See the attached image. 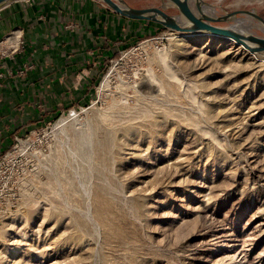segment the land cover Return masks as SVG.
<instances>
[{"label": "rangeland", "instance_id": "obj_1", "mask_svg": "<svg viewBox=\"0 0 264 264\" xmlns=\"http://www.w3.org/2000/svg\"><path fill=\"white\" fill-rule=\"evenodd\" d=\"M204 1L264 18V0ZM171 33L120 51L67 109L18 120L0 264H264V61Z\"/></svg>", "mask_w": 264, "mask_h": 264}, {"label": "crops", "instance_id": "obj_2", "mask_svg": "<svg viewBox=\"0 0 264 264\" xmlns=\"http://www.w3.org/2000/svg\"><path fill=\"white\" fill-rule=\"evenodd\" d=\"M126 1L133 7L159 4ZM161 28L122 17L99 0H25L0 11L1 48L15 33L21 42L14 55L0 58V154L12 144L18 120L74 103L103 68L108 50Z\"/></svg>", "mask_w": 264, "mask_h": 264}, {"label": "water", "instance_id": "obj_3", "mask_svg": "<svg viewBox=\"0 0 264 264\" xmlns=\"http://www.w3.org/2000/svg\"><path fill=\"white\" fill-rule=\"evenodd\" d=\"M25 0H0V11L11 4ZM116 14L131 20L152 22L171 32L193 35H217L233 40L256 58L264 61V36L253 29L264 32V18L256 10L224 12L218 16L213 6L204 0H136L155 1L159 4L130 6L126 0H99ZM175 10V14L169 13ZM213 10V13H210ZM242 16L247 19L241 18ZM255 20L258 24H246ZM240 26L243 29L239 28Z\"/></svg>", "mask_w": 264, "mask_h": 264}, {"label": "bare ground", "instance_id": "obj_4", "mask_svg": "<svg viewBox=\"0 0 264 264\" xmlns=\"http://www.w3.org/2000/svg\"><path fill=\"white\" fill-rule=\"evenodd\" d=\"M210 13H213V10H210ZM239 28L243 29L242 26H240ZM170 35H172L173 37H175L176 39L178 40H183V41H189L190 43H196L198 42V40H200V38H205L207 39L209 42H214V41H218V40H228V41H232L234 42L233 40L229 39V38H225V37H220V36H217V35H193V34H176L175 32H172ZM20 38H19V35L18 34H12L10 36H8L4 43H3V46L5 48V51L6 53H10L12 50H15L17 46H19L20 44ZM143 46L140 47L139 50H142L143 48L145 49V45L146 43L142 44ZM143 49V50H144ZM135 50H138V49H135ZM134 50V51H135ZM194 50H200L201 49H196L194 48ZM140 52V51H139ZM5 53V54H6ZM134 53V52H132ZM132 55V54H131ZM136 76H140L139 77V80L141 81V88L146 91V92H155V88L153 86V83L151 82V80L145 76L144 74H141L140 72L136 74ZM107 95V94H106ZM77 114L74 113V114H71L69 117H73V118H76ZM62 121V120H61ZM65 122V121H64ZM62 122V123H64ZM60 125V124H59ZM58 126V125H57ZM74 136L75 135H78L76 133H73ZM81 138H83V136H78L76 138V140H79L81 141Z\"/></svg>", "mask_w": 264, "mask_h": 264}, {"label": "trees", "instance_id": "obj_5", "mask_svg": "<svg viewBox=\"0 0 264 264\" xmlns=\"http://www.w3.org/2000/svg\"><path fill=\"white\" fill-rule=\"evenodd\" d=\"M161 29L163 30L165 28H161ZM147 38H144L142 36H138V37H136V38H134V39H132L130 41L126 39V41L124 42L125 43L124 45L120 46L119 48H114L113 50H110V51L108 50V53H107L108 55L106 56V58L104 57V58L101 59V61L103 62L104 65H103V68L101 69V71H99V74H101L102 72H104V70L106 69L105 66L107 65V62L109 60L113 59L114 57H117L118 56V53L120 51L127 50L130 47H132V44H135L134 42H136L138 40H145ZM127 41H128V43H127ZM86 94H88V89H86ZM65 109H67V107H65ZM55 112H57V111L50 112V113H46L43 116H40V118H38V120H44L45 118L54 115ZM30 121H32V120H30ZM17 131H18V129H16L14 131V134L17 133Z\"/></svg>", "mask_w": 264, "mask_h": 264}, {"label": "built area", "instance_id": "obj_6", "mask_svg": "<svg viewBox=\"0 0 264 264\" xmlns=\"http://www.w3.org/2000/svg\"><path fill=\"white\" fill-rule=\"evenodd\" d=\"M16 51V50H15ZM1 77V76H0Z\"/></svg>", "mask_w": 264, "mask_h": 264}]
</instances>
